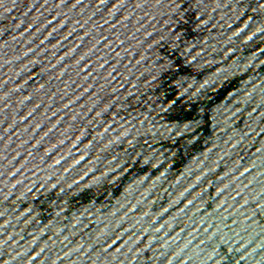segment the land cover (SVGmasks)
<instances>
[{
  "label": "water",
  "instance_id": "1",
  "mask_svg": "<svg viewBox=\"0 0 264 264\" xmlns=\"http://www.w3.org/2000/svg\"><path fill=\"white\" fill-rule=\"evenodd\" d=\"M0 264H264V0H0Z\"/></svg>",
  "mask_w": 264,
  "mask_h": 264
}]
</instances>
